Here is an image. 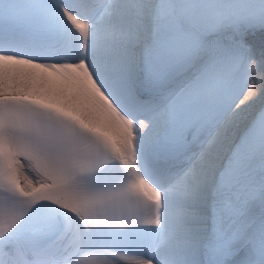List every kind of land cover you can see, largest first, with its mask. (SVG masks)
<instances>
[{"label":"snow or ice","instance_id":"6c2138e0","mask_svg":"<svg viewBox=\"0 0 264 264\" xmlns=\"http://www.w3.org/2000/svg\"><path fill=\"white\" fill-rule=\"evenodd\" d=\"M0 264H264V0H0Z\"/></svg>","mask_w":264,"mask_h":264}]
</instances>
